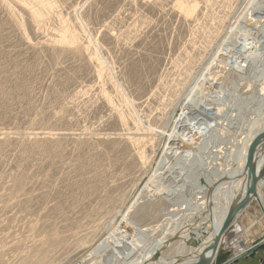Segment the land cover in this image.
Returning <instances> with one entry per match:
<instances>
[{"label":"rangeland","instance_id":"1","mask_svg":"<svg viewBox=\"0 0 264 264\" xmlns=\"http://www.w3.org/2000/svg\"><path fill=\"white\" fill-rule=\"evenodd\" d=\"M240 23L263 36L264 0H0V264H137L165 227L190 238L159 256L191 254L197 196L208 211L225 181L207 156L236 167L242 120L259 119L257 74L216 56ZM201 74L255 100L235 99L231 125L206 115L211 134L186 147L176 119L194 116L185 98ZM230 228L223 262L238 249Z\"/></svg>","mask_w":264,"mask_h":264},{"label":"bare ground","instance_id":"2","mask_svg":"<svg viewBox=\"0 0 264 264\" xmlns=\"http://www.w3.org/2000/svg\"><path fill=\"white\" fill-rule=\"evenodd\" d=\"M242 26L243 25L240 23L236 29L234 28V32L230 34V38H225L223 40L221 50L217 51L216 56L224 65L239 72L242 79L250 81L251 73L257 74V84L260 86L258 95L261 96H258V101L260 102L256 107L254 114L256 116L258 115L259 119H250L247 121L242 120L243 122H247L246 124H242L243 126L247 125L249 131L242 139L243 141L240 143L241 146L239 147V151L237 149L235 152V154L237 153L236 158L239 160L236 167L229 168L220 166L218 162L215 161V158L219 157V154L217 153L208 155V160L204 162L205 171L214 168L213 170L221 173V176L225 177V181L222 182L220 187L217 189L208 211L206 210L207 202L203 200V196H197V200L195 202L197 208L195 209L199 210L198 213L201 215L204 222L202 223L203 225L200 224L201 228L196 227L194 230L191 229V231L193 232V235L197 236V239L201 241L200 244L195 247L191 254H176L171 258L160 257L159 253L165 247L170 245L174 239L181 238L188 241L186 238H190V235L185 236L183 232L180 235V232L177 233L165 227L164 230H161V237L150 245L149 251L143 260L139 261L137 264H217L215 261L217 257L216 255L221 242L224 240V234L230 226L231 231H237V228L233 227L231 224L238 222L237 220L239 215L245 212L246 209L252 205L253 201H257L259 203L264 215V202L261 193V189L264 185V138L259 140L255 146L251 156L250 165L247 167L248 149L256 135L264 132V102H262L264 101L262 98V96H264V93H262V89L264 88V35L257 36L256 32L247 31L245 27L243 28ZM235 34H240V36H236ZM207 82L208 80H206V78L201 74V76L194 80L186 94L185 103L191 104V106L194 107V111L191 112L194 116L187 115L189 113L190 106H185L186 110L181 109L176 119L175 134L179 140L184 141L185 145L191 144L192 142L197 144L198 141L202 140V138H204L207 134H211L213 126L206 123V115H211L213 119H222L226 122V124L231 125L237 117L233 112V110L237 109L235 106V99L236 103L239 101L242 105L246 100H249L250 102L254 99L248 96L240 97L237 92V88H239V84L237 82H233L231 89L228 91L214 90L210 86L212 84H209L206 88L205 84ZM216 92L222 94L218 96L219 99L214 98V96H216ZM233 100L234 105L232 104ZM234 126L236 125L234 124ZM223 129L224 130L220 135L223 140H221L220 143L227 145L235 144L234 141L230 140L233 130H229L225 127ZM226 133H228L227 135L230 134V136H226ZM235 145H237V143ZM225 147L229 146L225 145ZM219 149H223V146ZM215 151L219 150L217 149ZM182 168L183 170L185 169L184 166ZM152 178L153 176L150 179L151 182L148 189L149 191L146 192L147 195H151L156 189L161 187L159 181L156 183L157 180L155 179L156 181L153 183ZM208 182L210 184L214 181L208 180ZM182 208L183 204L180 202L178 204V209L174 208L172 211H180ZM172 211L166 210L165 214H174L177 212ZM150 228L151 227L142 229L141 231L143 234L141 236L147 237L156 230L155 226L152 227L153 229ZM238 228H240V226ZM235 242L236 240H234V238L230 241L232 245ZM262 244H264V240L260 242L259 245H255V247L252 246L253 248H243V250L238 248L236 255L227 259L226 264L244 257L247 253ZM236 246L238 247L237 243Z\"/></svg>","mask_w":264,"mask_h":264},{"label":"crops","instance_id":"3","mask_svg":"<svg viewBox=\"0 0 264 264\" xmlns=\"http://www.w3.org/2000/svg\"><path fill=\"white\" fill-rule=\"evenodd\" d=\"M261 193L264 202V186L261 189ZM237 221V225L240 226L238 229L239 231H237L239 238H234L238 245L237 248L243 250V248H249L252 246L255 247V245H259L258 243L264 240V215L261 206L257 201H253L252 205L247 208L245 212L239 215ZM253 222L257 224L255 225L256 228L254 230H250ZM237 251L238 249L234 254H236ZM224 253H222L221 256L215 260L217 264L223 262L225 255ZM228 256L229 255H227V257ZM229 264H264V244L257 246L255 249L249 252L248 255H245L236 261L230 262Z\"/></svg>","mask_w":264,"mask_h":264},{"label":"water","instance_id":"4","mask_svg":"<svg viewBox=\"0 0 264 264\" xmlns=\"http://www.w3.org/2000/svg\"><path fill=\"white\" fill-rule=\"evenodd\" d=\"M263 138H264V132L256 135L255 139L252 141V143L248 149V153H247V167L250 165L251 156H252V153H253L255 146L257 145L259 140H261Z\"/></svg>","mask_w":264,"mask_h":264},{"label":"built area","instance_id":"5","mask_svg":"<svg viewBox=\"0 0 264 264\" xmlns=\"http://www.w3.org/2000/svg\"><path fill=\"white\" fill-rule=\"evenodd\" d=\"M220 264H226V261H225V262H222V263H220Z\"/></svg>","mask_w":264,"mask_h":264}]
</instances>
